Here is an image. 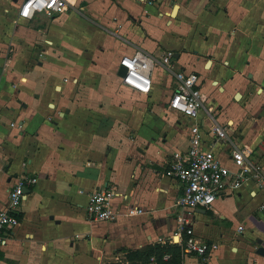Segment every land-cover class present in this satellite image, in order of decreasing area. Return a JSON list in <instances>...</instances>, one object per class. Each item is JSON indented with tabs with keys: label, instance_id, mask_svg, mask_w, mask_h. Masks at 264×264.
I'll use <instances>...</instances> for the list:
<instances>
[{
	"label": "crops",
	"instance_id": "crops-1",
	"mask_svg": "<svg viewBox=\"0 0 264 264\" xmlns=\"http://www.w3.org/2000/svg\"><path fill=\"white\" fill-rule=\"evenodd\" d=\"M98 1L70 0L60 14L17 20L21 0H0V208L19 174L37 177L19 224L0 245V264H130L128 251L174 232L181 184L165 171L171 153L188 146L189 121L167 107L173 81L162 66L153 69L163 77L152 73L149 94L121 83L120 57L138 49L157 55L171 49L180 68L199 73L206 108L264 167V0H136L153 3L167 24L183 17L186 38L174 41L210 71L209 83L179 61L180 50L150 33L144 12L125 19L126 36L108 19L101 22L117 38L90 48L74 25L92 19ZM229 146L213 149L234 169ZM106 183L127 201L115 200L116 219L89 220L88 193ZM125 203L143 212L127 215ZM193 216L195 236L217 247L195 255L179 244V264H264L254 251L257 239L264 243V188L243 186L210 208L196 207ZM149 264H156L153 256Z\"/></svg>",
	"mask_w": 264,
	"mask_h": 264
},
{
	"label": "built area",
	"instance_id": "built-area-1",
	"mask_svg": "<svg viewBox=\"0 0 264 264\" xmlns=\"http://www.w3.org/2000/svg\"><path fill=\"white\" fill-rule=\"evenodd\" d=\"M69 4L70 0H21L16 18L29 20L38 12L49 16L60 14L68 9ZM156 65L162 66L172 76L173 89L167 102L168 109L189 121L188 146L185 150L171 153L165 171L181 184V193L175 201V206L180 209L176 214V227L169 237L159 238V242L180 244L184 254L204 255L217 244L195 236L194 209L210 208L218 197L236 193L246 185L264 188V167L250 159L251 151L246 146L232 142L230 124L219 123L213 112L206 108L203 78L195 71L180 68L173 50L164 49L157 55L138 49L132 54L121 56L119 66L124 68L123 75H120L121 83L140 93L149 94ZM218 142L230 144L229 155L234 169L223 165L216 156L213 147ZM36 182V176L21 173L7 190V204L0 208V245L6 243L8 231L19 224V208L26 196V189ZM251 191L254 192L253 189ZM118 198L126 202L128 197L113 183L90 191L84 207L87 219H116L120 215L114 205ZM124 206L127 215L143 212L137 206L127 203ZM168 257L169 254L164 255V258Z\"/></svg>",
	"mask_w": 264,
	"mask_h": 264
},
{
	"label": "rangeland",
	"instance_id": "rangeland-1",
	"mask_svg": "<svg viewBox=\"0 0 264 264\" xmlns=\"http://www.w3.org/2000/svg\"><path fill=\"white\" fill-rule=\"evenodd\" d=\"M119 4L120 5L112 1L110 3L107 0H99L93 6L94 17L92 19L87 18L84 20L76 21V25H74L75 27H77V31H74L76 37H79L81 39H87L90 48L98 47L99 49V47H102L107 42V40H113L114 38H117L116 36H111V33L108 31L109 28L104 25H100L101 22L104 23L105 20L108 19V26H112L114 24V26L120 28L121 35L126 36V34L129 32V25L128 23L124 25L125 19H128V21L130 20L131 22H133L131 20V15L136 16V12L138 11H140L141 13L144 12L143 15L148 14L149 17L148 20L145 21V27L148 28L150 33L160 35V37L165 42H169L170 44H172L171 48L180 50L182 52V55L179 61H183L187 68L194 67L201 71V62H197L195 56L192 54L193 51L183 50L182 48L180 49L179 44L182 45V41H180L179 44L174 41V37L178 36V34L186 38V31L183 30V17L182 19L181 17L178 18L179 20L175 19L172 24H167L165 15L158 16L157 12H154L156 6L153 3H146L145 5H142L140 3H137L136 0H119ZM69 27L72 28L73 25H69ZM68 42L72 43L71 40H68ZM192 63H194L195 65H193ZM159 69L158 71L157 69L156 71L154 70L153 75L157 72V76L160 81L162 80L163 73ZM204 71L205 70H202L201 74L205 77L206 83H209L210 71ZM208 89H210V87ZM167 94L168 91L166 90L165 93L162 95L164 99L167 98ZM231 105L233 106L232 100H230L226 107L228 106L229 108L231 107Z\"/></svg>",
	"mask_w": 264,
	"mask_h": 264
},
{
	"label": "trees",
	"instance_id": "trees-1",
	"mask_svg": "<svg viewBox=\"0 0 264 264\" xmlns=\"http://www.w3.org/2000/svg\"><path fill=\"white\" fill-rule=\"evenodd\" d=\"M165 254H169L167 259H163ZM179 254V244L159 242L153 245H146L140 249L128 251L126 256L130 264H149L152 256L154 257L156 264H179Z\"/></svg>",
	"mask_w": 264,
	"mask_h": 264
},
{
	"label": "water",
	"instance_id": "water-1",
	"mask_svg": "<svg viewBox=\"0 0 264 264\" xmlns=\"http://www.w3.org/2000/svg\"><path fill=\"white\" fill-rule=\"evenodd\" d=\"M176 9H177V6L175 5L174 8H173V11H172V15L175 14L174 11ZM176 56H177V54H176ZM123 73H124V68H123V66H120L119 70H118V75H123ZM27 191H28V189H26V192ZM254 251L257 254L264 256V243H263V241L261 239H257V246L255 247Z\"/></svg>",
	"mask_w": 264,
	"mask_h": 264
},
{
	"label": "bare ground",
	"instance_id": "bare-ground-1",
	"mask_svg": "<svg viewBox=\"0 0 264 264\" xmlns=\"http://www.w3.org/2000/svg\"><path fill=\"white\" fill-rule=\"evenodd\" d=\"M176 11V10H175ZM175 11H174V13H175ZM209 65V64H208Z\"/></svg>",
	"mask_w": 264,
	"mask_h": 264
}]
</instances>
